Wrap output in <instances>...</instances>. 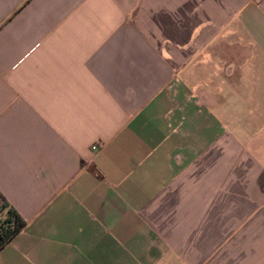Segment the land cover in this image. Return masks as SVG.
<instances>
[{"label":"crops","instance_id":"obj_1","mask_svg":"<svg viewBox=\"0 0 264 264\" xmlns=\"http://www.w3.org/2000/svg\"><path fill=\"white\" fill-rule=\"evenodd\" d=\"M0 193V264H264V0H0Z\"/></svg>","mask_w":264,"mask_h":264},{"label":"trees","instance_id":"obj_2","mask_svg":"<svg viewBox=\"0 0 264 264\" xmlns=\"http://www.w3.org/2000/svg\"><path fill=\"white\" fill-rule=\"evenodd\" d=\"M0 204L3 207H6L7 214L9 215L7 220L11 219V217H13L14 219L13 227H10L9 224H7L6 226L4 225L0 226V244H1L6 238H8L11 235V233L14 230H16L18 227H20L23 224V219L13 209V207L9 205V203L7 202V200L4 198V196L1 193H0Z\"/></svg>","mask_w":264,"mask_h":264},{"label":"built area","instance_id":"obj_3","mask_svg":"<svg viewBox=\"0 0 264 264\" xmlns=\"http://www.w3.org/2000/svg\"><path fill=\"white\" fill-rule=\"evenodd\" d=\"M92 147L95 148L96 145H92ZM8 217H9V215L7 214L6 207H3L0 204V226L1 225L6 226L7 224H9V226H10L14 223L13 217H11V219L7 220Z\"/></svg>","mask_w":264,"mask_h":264}]
</instances>
